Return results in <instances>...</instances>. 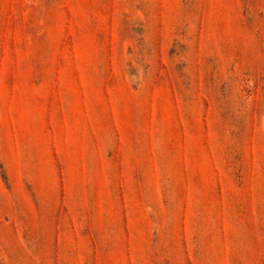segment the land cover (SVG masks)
I'll return each instance as SVG.
<instances>
[{"label":"rangeland","instance_id":"1","mask_svg":"<svg viewBox=\"0 0 264 264\" xmlns=\"http://www.w3.org/2000/svg\"><path fill=\"white\" fill-rule=\"evenodd\" d=\"M0 264H264V0H0Z\"/></svg>","mask_w":264,"mask_h":264}]
</instances>
